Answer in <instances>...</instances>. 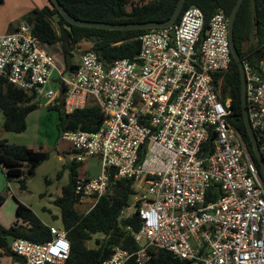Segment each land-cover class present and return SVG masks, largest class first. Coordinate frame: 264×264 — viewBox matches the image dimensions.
I'll list each match as a JSON object with an SVG mask.
<instances>
[{"label":"built area","instance_id":"obj_1","mask_svg":"<svg viewBox=\"0 0 264 264\" xmlns=\"http://www.w3.org/2000/svg\"><path fill=\"white\" fill-rule=\"evenodd\" d=\"M139 40L136 57L109 63L77 47L80 62L67 68L21 20L0 34V76L48 105L60 103L66 114L99 107L96 130L61 134L76 162L94 156L101 165L95 177L75 176L79 203L89 198L88 212L110 177L132 179L142 191L134 194L138 248L114 246L101 264H147L154 248L188 264H264V183L228 121L231 99L223 90L232 61L228 16L218 9L206 21L189 6L177 22ZM241 60L249 121L264 133V54L255 64ZM258 145L264 157V139ZM49 231L41 243L13 239L16 258L8 264H61L70 251L67 230Z\"/></svg>","mask_w":264,"mask_h":264},{"label":"trees","instance_id":"obj_2","mask_svg":"<svg viewBox=\"0 0 264 264\" xmlns=\"http://www.w3.org/2000/svg\"><path fill=\"white\" fill-rule=\"evenodd\" d=\"M47 1V5L33 8L23 14L19 21L25 20L31 25L32 33L40 39L46 50L51 44H59L67 68L75 66V62L72 61L73 52L77 47H82L83 41L90 43L89 48L95 49L106 63L124 57L134 58L140 49L139 36L149 30H108L71 25L53 3ZM58 1L75 18L109 23L165 21L177 2V0H148L143 3H135L133 0ZM235 2L236 0H185L181 11L189 6H197L208 21L218 9H222L224 14L229 16ZM233 39L240 57L244 59L246 56L250 62L257 63L264 54V0L242 1L234 20ZM256 52H259V58L255 56ZM223 90L228 92L231 99L228 121L239 131L247 152L259 170L245 127L240 75L233 58L230 71L223 77ZM33 96L34 94L13 86L6 78L0 76V111L4 131L25 130L27 115L37 108L36 104L30 103ZM48 107L58 112L59 134L66 130L93 131L102 121L100 109L94 104H88L71 114L64 113L60 103L49 104ZM254 131L257 143L260 144L261 139H264V133L258 129ZM47 157L48 153L40 148L34 149L0 139V165L5 168L4 174L7 179L22 176L24 167L29 174H33L35 168ZM77 163L79 162L72 163L69 182L62 187L61 195L54 200L55 205L60 208L62 227L67 230L70 242L69 255L61 264H101L109 257L114 246L128 250L137 249L138 244L132 232L140 228L138 211L128 216L122 215L124 209L129 207L131 196L136 193L135 182L132 179L110 177L106 192L86 212V209L77 208L80 201V195L74 191ZM216 196L214 193L213 197ZM2 201L3 197L0 196V205ZM15 210L23 224L16 221L8 228L0 226V255L9 256L10 260L16 258L10 250L13 239L25 238L41 243L50 238V226L44 224L29 207L16 201ZM96 233L102 235L101 238L95 239L97 247H86V241ZM152 254L147 264H188L187 260L180 259L165 249L154 248ZM125 264L136 263L130 260Z\"/></svg>","mask_w":264,"mask_h":264},{"label":"rangeland","instance_id":"obj_3","mask_svg":"<svg viewBox=\"0 0 264 264\" xmlns=\"http://www.w3.org/2000/svg\"><path fill=\"white\" fill-rule=\"evenodd\" d=\"M135 3H143L148 0H133ZM15 7V0H9L8 6L1 17L8 19ZM129 8V6H128ZM21 17L15 21L18 22ZM53 25L55 26L54 22ZM6 20H1L0 29L6 28ZM4 32V30H2ZM9 31H6V33ZM81 50L90 47V43L83 41ZM47 50L57 59L58 64L64 62L62 50L59 44L47 46ZM72 61L80 62L79 52L75 49ZM30 103L37 105L26 117V128L21 132H6L7 139L12 143L24 144L34 149H41L48 153L33 174H29L24 167V173L20 177L7 179L0 167V196L3 201L0 205V226L8 228L21 218L16 214V201L29 207L36 216L46 225L57 228L62 227L60 208L55 205L54 200L61 195L62 187L65 186L71 176V165L75 161L77 153L73 150L71 143L62 138L58 131V112L48 107V104L38 96H33ZM101 172V165L97 157H86L83 162L77 163L76 173L81 178L95 177ZM136 193H142L135 187ZM135 195L129 201V207L123 211L127 216L136 211L134 205ZM91 200L85 199L77 204L78 209H86ZM23 224V223H22ZM100 233L92 234L86 241V247L96 248V238H101ZM9 256L0 255V264H8Z\"/></svg>","mask_w":264,"mask_h":264},{"label":"water","instance_id":"obj_4","mask_svg":"<svg viewBox=\"0 0 264 264\" xmlns=\"http://www.w3.org/2000/svg\"><path fill=\"white\" fill-rule=\"evenodd\" d=\"M243 0H236L229 16H228V36H229V44L232 58L237 64L239 75H240V90H241V101H242V113L245 122V127L247 134L249 136V140L251 142L252 150L255 158L259 164V177L264 183V157L259 150V145L257 143V138L255 136V131L252 128L248 110H247V102H246V93H245V73L242 65V60L240 54L238 53L233 39V26L234 20L237 14V11L241 5ZM51 3L56 7L62 17L71 25L82 26V27H92V28H100V29H108V30H135V29H155V28H164L172 25L178 18L185 0H177L175 7L165 21H143V22H124V23H109L103 21H92L79 19L71 16L64 7L60 4L58 0H50Z\"/></svg>","mask_w":264,"mask_h":264},{"label":"crops","instance_id":"obj_5","mask_svg":"<svg viewBox=\"0 0 264 264\" xmlns=\"http://www.w3.org/2000/svg\"><path fill=\"white\" fill-rule=\"evenodd\" d=\"M8 2L9 0H0V22L1 20L4 19L6 20V25H7L6 28L2 29L4 30V32H2V30L0 29V34L6 33V31H10L13 28V26L17 23L15 20L18 17H21L23 14H25L29 10L36 8V7L41 8L48 4L47 0H15L14 9L12 11H9L11 13V17L8 19H5L1 17V13L3 11L7 12L5 9L8 6ZM2 125H3V117L0 111V139H6L10 142V140L6 138L7 135L6 133H4Z\"/></svg>","mask_w":264,"mask_h":264}]
</instances>
